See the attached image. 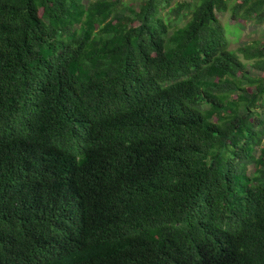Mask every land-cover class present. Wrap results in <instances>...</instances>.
<instances>
[{
    "label": "trees",
    "instance_id": "trees-1",
    "mask_svg": "<svg viewBox=\"0 0 264 264\" xmlns=\"http://www.w3.org/2000/svg\"><path fill=\"white\" fill-rule=\"evenodd\" d=\"M172 1L0 0V264H264V0Z\"/></svg>",
    "mask_w": 264,
    "mask_h": 264
},
{
    "label": "rangeland",
    "instance_id": "rangeland-1",
    "mask_svg": "<svg viewBox=\"0 0 264 264\" xmlns=\"http://www.w3.org/2000/svg\"><path fill=\"white\" fill-rule=\"evenodd\" d=\"M130 2L132 0H125ZM189 1V0H173L172 5L177 2ZM241 0H232L230 6L239 4ZM219 20L221 24L225 27L227 31V37L230 42V48L236 50L242 45L251 44L254 41L264 42V23L257 24L254 22H249L244 24L240 21H234L231 12L224 14H219ZM240 23V24H239ZM253 74H257V71L251 70Z\"/></svg>",
    "mask_w": 264,
    "mask_h": 264
}]
</instances>
